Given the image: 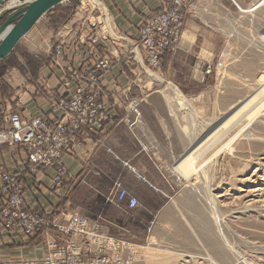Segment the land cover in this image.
I'll list each match as a JSON object with an SVG mask.
<instances>
[{
	"label": "rangeland",
	"instance_id": "obj_1",
	"mask_svg": "<svg viewBox=\"0 0 264 264\" xmlns=\"http://www.w3.org/2000/svg\"><path fill=\"white\" fill-rule=\"evenodd\" d=\"M88 6H93L90 0H70L60 10L63 18L57 21V25L77 12L80 14H75L74 19L81 18L82 12L89 9ZM54 10H58L57 7ZM90 17L91 23L97 24L99 29L88 39L90 45L87 50L93 49L100 41L111 40L119 53L118 57L113 59V54L109 51L111 59L100 57L89 64L83 50L77 51L75 54L81 52L86 62L79 65L75 57L79 67L76 70L64 69L60 83L64 79V72L83 75L87 64L93 68L97 61L107 60V70L93 68L97 71L98 86L104 93L100 98L104 107L106 92L103 79L110 73L113 60L126 59L141 70L136 76L131 74L135 84L147 86L160 96L163 94L171 99L167 83L155 82L147 75L148 71H153L167 82L175 84L191 105V109H180V127L184 129L185 136L182 140L180 135L179 142L181 144L184 141L186 151L176 161V170L180 172L187 165L192 175L183 173L184 185L176 190L173 201L163 211L156 212L150 221L143 222L145 227L139 224L138 219L125 217L132 223L137 221L140 226L135 229L124 225L116 226L120 230L116 235L105 231L102 223L107 221L104 218L91 220L83 216L88 219L90 228L97 233L123 242L120 246L126 248L125 251L117 257L112 253H108L106 257L113 264H264V91L261 88L262 85L264 87V0H194L185 19V28L187 24H191L195 42L193 49L197 53L185 63L186 67L181 72L186 76L180 83L167 76L163 71V63L158 68L144 70L133 58L127 57L129 46L126 43L103 35L102 22L94 7L90 11ZM57 47L55 46V55ZM119 48L122 50L119 51ZM17 52L26 55L27 52L41 53L38 47L26 44L25 40L14 51ZM26 59L32 58L27 56ZM10 61H15V65L20 63L17 58H11ZM103 71H106L104 75L101 73ZM40 74L0 72V116L8 109V105L18 99L17 94L21 93H17L18 89L35 84L36 80L42 78ZM253 96L256 97L254 108L240 113L238 109L237 115L232 114L237 106H244ZM50 110L51 108L49 112ZM129 111L138 114L136 108ZM51 116L57 117L60 114L52 112ZM224 118L231 120L229 124L226 123L228 126L221 122ZM106 122L107 116L102 128L93 135L102 132ZM213 131L215 132L208 138ZM223 131L230 133L216 142L215 139ZM235 133H238L236 137L216 155L218 149ZM173 137L176 139V135ZM200 137H203L202 140L208 138L204 139L206 141L202 142L201 147L200 144L195 145ZM195 141L197 142L192 146ZM84 143L82 142V146ZM208 145L209 150L193 164L196 167L202 164L201 167L194 171L188 165L191 152L199 148L195 152L197 154ZM6 149L16 152L15 148ZM23 161L19 164L15 161L16 168L19 165L24 167ZM114 192L109 197L114 196ZM31 212L42 214L45 221L55 219L59 224H66L67 214H71L65 211H57L52 215L41 211ZM17 230H21L29 239L40 236L45 249L43 255L35 260L18 261L21 264H30L47 257L48 240L61 246L72 242L82 247V255L89 252L83 246L96 249L94 245L91 246L89 236L65 234L56 227H49L47 230L39 228L30 234L20 228ZM47 232L51 238L46 236ZM94 252H89V258L95 257Z\"/></svg>",
	"mask_w": 264,
	"mask_h": 264
},
{
	"label": "crops",
	"instance_id": "obj_2",
	"mask_svg": "<svg viewBox=\"0 0 264 264\" xmlns=\"http://www.w3.org/2000/svg\"><path fill=\"white\" fill-rule=\"evenodd\" d=\"M99 1L104 12H108L105 13L108 15L106 21L113 34L127 40H137L138 26L143 18L163 8L165 2ZM65 4H59L56 6L58 10H54V7L46 13L14 48L16 50L25 40L26 44L38 47L41 53H13L12 60L17 58L20 63L15 65L16 60L9 61L8 67L2 72H40L42 78L33 85L18 89L17 93L21 92L17 94L18 99L8 108L27 112L31 116L48 113L50 94L61 89V72L79 67L75 60L77 51L83 50L89 64L100 57L111 59V52L116 53L117 49L114 51L111 40L100 41L93 49L87 50L90 45L88 39L99 29L97 24L91 23L87 10L82 12L81 18L74 19L75 14H80L77 12L57 25V21L63 18L60 10L64 9ZM191 27V24L186 25L178 46L168 52L162 62L167 76L179 83L186 76L181 72L186 67L185 63L197 53L193 49L195 42ZM109 37L115 39L112 33ZM60 45H64V51L55 55V46ZM27 56L32 59L27 60ZM137 72L141 70L133 62L113 60L110 73L102 82L106 92L104 111L107 116L103 131L86 140L76 155H62L61 161L67 171V179L62 186L53 185L52 169L45 174L27 173L23 189L25 209L48 215L57 211L78 213L91 220L101 217L107 221L102 223L105 231L116 235L120 232L116 226L134 229L139 228V224L144 226L156 212L163 211L173 201L174 193L185 182L183 172L180 170L181 174L176 170V161L186 151L184 141L181 144L179 142V136L182 140L185 136L180 127L181 107L177 102L167 99V96H160L147 86L135 84L131 78ZM133 107L138 114L129 111ZM173 135H176V139ZM6 148L0 147V166L14 169L15 161L5 155ZM16 151L23 158V153L19 149ZM117 181L137 199L138 206L132 212L139 224L126 219L107 200L113 194ZM44 250L40 236L29 239L21 230L14 234L0 230V263L35 260L43 255Z\"/></svg>",
	"mask_w": 264,
	"mask_h": 264
},
{
	"label": "built area",
	"instance_id": "obj_3",
	"mask_svg": "<svg viewBox=\"0 0 264 264\" xmlns=\"http://www.w3.org/2000/svg\"><path fill=\"white\" fill-rule=\"evenodd\" d=\"M193 2L194 0H165L163 8L143 18L138 26L137 40H127L121 36L115 37V40L129 46V51L125 50L127 57L133 58L144 70L158 68L164 55L176 49ZM101 31L103 32V28ZM63 51L64 47L58 46L56 55ZM112 54L116 59L119 53L116 50V53ZM75 57L79 65L86 62L81 52L75 54ZM108 66L107 60H99L94 67L102 71L104 68L107 70ZM93 68L87 64L83 75L62 73L64 79L60 92L54 91L49 96V113L31 116L24 111L8 108L0 116V147L8 145L15 148V151L19 149L23 158L19 157L20 152L17 151L6 150L5 155L13 157L14 161L19 159L18 164L24 160L22 168L9 170L0 166V230L14 234L13 232L20 228L30 234L39 228L47 230L49 227H56L65 234L89 236L91 246L96 248L91 250L83 246L89 252L95 251V257L89 258V252L82 255V247L72 242L61 246L53 240H48L47 257L44 256L45 258L30 264H113L106 255L112 253L117 257L126 249L120 246L123 243L120 240L105 237L91 229L88 219L78 213L67 214V223L59 224L55 219L45 221L42 214L33 213L23 207V189L27 173L45 174L52 169L53 185L62 186L67 179V171L61 161L62 155H76L77 150L82 148V142L102 128L106 120L101 103L104 93L98 86L97 71ZM105 72L101 73L104 75ZM52 112H57L60 116H51ZM114 189V196L107 200L122 212L124 217L134 219L132 210L138 206L137 199L118 181L115 182ZM46 236L51 238L48 232ZM0 264L21 263L10 261Z\"/></svg>",
	"mask_w": 264,
	"mask_h": 264
},
{
	"label": "water",
	"instance_id": "obj_4",
	"mask_svg": "<svg viewBox=\"0 0 264 264\" xmlns=\"http://www.w3.org/2000/svg\"><path fill=\"white\" fill-rule=\"evenodd\" d=\"M69 1L0 0V60L10 55L46 13Z\"/></svg>",
	"mask_w": 264,
	"mask_h": 264
},
{
	"label": "bare ground",
	"instance_id": "obj_5",
	"mask_svg": "<svg viewBox=\"0 0 264 264\" xmlns=\"http://www.w3.org/2000/svg\"><path fill=\"white\" fill-rule=\"evenodd\" d=\"M92 3H93V6L91 7V6H88L89 7V9H86L87 10V12L89 11H93V7L95 8V9H97V11H98V17L99 18H101V22H102V28H103V33H109V34H111L112 33V35H114L115 37H117V35H115V34H113V31L111 30V28H110V24L109 23H107V21H108V18H107V14H105L106 12H104V10H103V7H102V4L100 3V1L99 0H90ZM92 5V4H91ZM105 10H106V8H105ZM108 13V12H107ZM107 20V21H106ZM104 21H105V23H104ZM102 34V33H101ZM187 39V38H186ZM147 75L153 80V81H155V82H158V83H164V82H166L167 84V87H168V89L171 91V95H172V98L171 99H169L170 101H177V103L180 105V107L181 108H183V109H191V105H190V102H189V100L185 97V95L180 91V89L175 85V84H173V83H171L170 81H166L161 75H159L158 73H155V72H153V71H148L147 72ZM57 77V76H56ZM150 83H152V82H150ZM148 85V84H147ZM261 88H263L262 89V91H264V87H263V85L261 86ZM165 96V95H164ZM255 99H256V97L255 96H253L251 99H246V101L248 100V102L243 106H241V107H239V106H237V108H236V110L234 111V112H232V114H234V115H237V110L238 109H240L238 112L240 113V112H243V111H246V110H249V109H252V108H254L253 107V104L255 103ZM252 105V106H251ZM249 106H251V107H249ZM134 108V107H133ZM115 109V108H114ZM27 113V112H26ZM230 116H231V114H230ZM245 119V118H244ZM224 122V124H229V122H231V120H228L227 118H224V119H222L221 120V122ZM223 124V123H222ZM225 125V126H228V125ZM243 128V127H242ZM186 129V128H185ZM202 129V128H201ZM184 130V129H183ZM210 130V129H209ZM186 131V130H185ZM188 131V130H187ZM192 131V130H191ZM196 132V131H195ZM215 131H213L212 133L210 132L209 133V135H208V138L214 133ZM224 133H221L218 137V139L216 138L215 140H216V142L220 139V138H222L223 136H225L226 134H228V133H230V132H226V131H223ZM188 133V132H187ZM202 133V132H201ZM190 134H192V133H190ZM238 133H235L233 136H231V138L221 147V148H219L218 149V151H217V153H216V155L218 154V153H220L223 149H225V145H227V144H229V142L234 138V137H236V135H237ZM188 135V134H187ZM194 135V134H193ZM195 136H196V134H195ZM196 138V137H195ZM202 138L203 137H200L199 138V142H197V141H195V142H193L192 143V146H194V144L195 145H197V146H199V144H200V147H201V145H203V143H205V141L208 139L207 137L206 138H204V139H206L205 141H204V139L202 140ZM191 140H193L194 141V138H192V136H191ZM190 140V141H191ZM204 141V142H203ZM203 142V143H202ZM211 144V143H210ZM209 146L210 145H208L206 148H204V149H202L200 152H198L197 154H195V152H196V150L197 149H199V148H196V149H194L192 152H191V154H190V156H189V162H188V165L191 167V169H193L194 171H196V170H198L200 167H201V165H199L198 167H196L195 165H193L194 163H196L197 161H199V159L203 156V154H204V152H206V151H208L209 150ZM207 162V161H206ZM181 170V172H183V173H185L186 175H187V173L191 176L192 174L190 173V169H189V167L186 165L185 167H183L182 169H180ZM256 171H257V169H256ZM187 172V173H186ZM254 174V173H253ZM256 190H257V188H256ZM208 191V190H207ZM210 193V192H209ZM211 195V194H210ZM209 197V196H208ZM217 198V197H216ZM213 199V198H212ZM213 201V200H212ZM214 205V204H213ZM212 211V210H211ZM215 214V213H214ZM214 216V215H213ZM218 216V215H217Z\"/></svg>",
	"mask_w": 264,
	"mask_h": 264
},
{
	"label": "trees",
	"instance_id": "obj_6",
	"mask_svg": "<svg viewBox=\"0 0 264 264\" xmlns=\"http://www.w3.org/2000/svg\"><path fill=\"white\" fill-rule=\"evenodd\" d=\"M14 51H15V49L11 52L10 56H8V57L3 58L2 60H0V72H2L4 68L6 69V67H8V62L13 57Z\"/></svg>",
	"mask_w": 264,
	"mask_h": 264
}]
</instances>
